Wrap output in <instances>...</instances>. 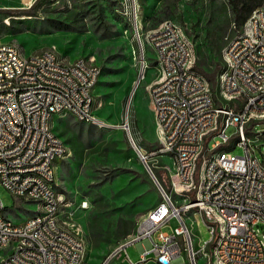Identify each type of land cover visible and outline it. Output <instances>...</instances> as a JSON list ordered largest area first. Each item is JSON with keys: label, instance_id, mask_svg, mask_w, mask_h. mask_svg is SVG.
<instances>
[{"label": "built area", "instance_id": "1", "mask_svg": "<svg viewBox=\"0 0 264 264\" xmlns=\"http://www.w3.org/2000/svg\"><path fill=\"white\" fill-rule=\"evenodd\" d=\"M260 15L256 10L250 15L242 34L223 53V66L237 59L238 67L218 79L219 93L224 102L238 106V113L219 107L208 83H201V94H193L192 83L199 80L186 75L185 82L176 81L175 68L185 74L186 68H196L195 49L176 22L164 20L168 31H161L160 23L142 39L138 36L139 44L150 42L158 59L166 60V67L157 66L155 60L157 76L147 87L158 148L192 155L193 166L170 159L169 192L158 184L159 212L150 210L105 263L129 258L126 249L137 244L143 258L131 264H200L199 260L201 264H264V243L256 229L264 224V131L256 130L264 121ZM90 59L56 60L51 49L25 54L13 45L0 44V186L16 201L41 210L40 219L30 216L14 223L0 201V264H14V258H22V264L27 259H34L35 264H74V260L87 264L86 242L73 219L75 209L87 206L80 202L75 208L63 193L40 195V187L57 186L50 179L51 165L68 156L64 141L53 137L50 122L54 116L66 114L78 123L103 125L93 113L92 91L99 68H91ZM203 92H211V102L203 101ZM169 97H176L184 112L171 109ZM198 114H205V121H198ZM193 125H202V132H193ZM204 125H212V132L203 133ZM229 129L233 130L230 136L226 134ZM241 131H249L247 141H239ZM225 146L241 147L244 154L232 159L224 155ZM137 154L147 164V157L138 150ZM210 164H217V171H210ZM30 187H37L34 201H24L23 193L30 192ZM178 194L188 195L190 208H195V215L207 227L210 240L202 245L193 244L187 210L174 204ZM218 219L228 223L227 243L223 257L210 260ZM171 224V234L162 232ZM183 253H197L198 261H183Z\"/></svg>", "mask_w": 264, "mask_h": 264}, {"label": "rangeland", "instance_id": "2", "mask_svg": "<svg viewBox=\"0 0 264 264\" xmlns=\"http://www.w3.org/2000/svg\"><path fill=\"white\" fill-rule=\"evenodd\" d=\"M226 3L227 0H0V44L13 45L25 54L51 49L67 60L91 58L102 73L93 94L97 101L95 116L103 125L76 123L65 114L57 118L54 127L68 147V156L56 172L55 189L75 208L80 201L87 203L85 210L75 209L73 216L86 244L97 239L95 229L105 233L103 240L98 238L96 243L87 244V264H131L125 258L105 261L128 237L119 235L124 223L132 224L128 226H132V235L137 224L160 201L158 184L169 192L159 176L168 178L172 158L159 154L162 148L156 141L151 93L147 89L157 76L155 60L161 66L150 42L139 44L138 36L142 39L149 29L171 19L197 52L204 38L203 29H221L230 19ZM166 9L169 16L165 15ZM241 34L228 29L225 40ZM143 68L146 69L141 79ZM213 94L219 107H236L221 99L219 85ZM256 130L264 131V121L256 125ZM232 133V129L226 131L229 136ZM157 148L158 154H154ZM137 150L147 157V164L141 161ZM243 154L241 147L228 153L236 157ZM173 198L181 207L190 203L187 194ZM0 201L14 223L36 214L34 204L16 201L2 186ZM187 216L194 246L209 241L210 234L200 215H195L194 210L187 211ZM171 226L166 225L162 232L171 234ZM256 229L264 243V224ZM218 240L219 235L212 244L211 260H217L214 250ZM126 253L136 262L141 249L134 244Z\"/></svg>", "mask_w": 264, "mask_h": 264}, {"label": "bare ground", "instance_id": "3", "mask_svg": "<svg viewBox=\"0 0 264 264\" xmlns=\"http://www.w3.org/2000/svg\"><path fill=\"white\" fill-rule=\"evenodd\" d=\"M256 13L260 15V22L259 24V32H264V4L261 8L256 10ZM161 31H168V22H166L163 26H161ZM158 58V52H156ZM61 55L56 53V60H64ZM66 61H69L66 59ZM159 65L161 67H166V60L165 59H158ZM90 67L91 68H99L98 69V77L101 75L100 67L95 63L93 59H90ZM238 67V60L237 59H229L226 63V67L224 72L221 75V79L226 78L227 70H236ZM186 75L189 79L192 80H199L193 81L192 83V90L193 94H201V83H207L205 79H203L200 75L195 73L194 71L186 68V74L184 73L182 68H175L174 69V77L178 82H185ZM260 85H264V78H260ZM203 101L204 102H211V92H203ZM262 101H264V92L262 93ZM169 105L171 109H176L177 112H184V105L181 104L176 97H169ZM96 106L95 101H93V108ZM96 110V109H95ZM231 113H238V106L235 108H231ZM261 118H264V111H261ZM77 121V120H76ZM198 121H205V114H198ZM193 132H202V125H193ZM212 132V125H204L203 126V133H210ZM248 131H241L239 134V141H247L249 139ZM53 137H58L53 132ZM162 149L159 151L160 155H166L173 157L176 161H183L184 166H193V156L192 155H184V152L177 151L175 149H170L168 147H161ZM233 150V146H225L224 147V155H228L230 151ZM241 157L232 156V159H240ZM170 159V158H169ZM173 160V159H172ZM210 171H217V164H210ZM50 179L52 182H57L54 173V165H51V172H50ZM34 194H37V187H30V192L23 193V200L24 201H34ZM40 195H61L55 187H40ZM176 196V195H175ZM87 206V203H83ZM175 205H177L174 202ZM181 210L187 211H194L195 208H190V203L183 205ZM36 214L33 216V219H40L41 218V210H35ZM159 212V205L155 209H151V213H158ZM188 217V216H187ZM191 224V223H190ZM227 232H228V223H225V219H218V227L216 228V237L219 235V240L217 246L214 250V254L216 259L223 257L225 253V246L227 243ZM216 239V238H215ZM215 239L213 241H215ZM213 244V243H212ZM186 255V258L183 257V261L186 262H196L198 261V254L197 253H183V256ZM143 258V251L141 250L140 259ZM127 259L130 263L131 260ZM210 260H211V253H210ZM14 264H22V258H14ZM27 264H35L34 259H27ZM74 264H83L81 260H74Z\"/></svg>", "mask_w": 264, "mask_h": 264}, {"label": "trees", "instance_id": "4", "mask_svg": "<svg viewBox=\"0 0 264 264\" xmlns=\"http://www.w3.org/2000/svg\"><path fill=\"white\" fill-rule=\"evenodd\" d=\"M226 4L228 9L230 10V19L221 29H203L204 38L201 39L200 47L196 52V68H193V70L200 74L209 84L212 93L214 88L219 85L218 76L223 69V66H221V64H224V50L233 39L231 37L229 40H225L227 30L229 29L230 31L235 33H242L248 18L255 10H258L263 6L264 0H227ZM166 10L167 12L165 15L169 16V9ZM83 28L84 27L82 26V29L80 30L83 31ZM59 29L63 30L64 28L61 27ZM42 51L44 50L38 51V53ZM159 178L164 183V185H166L167 187L169 186L168 178L164 179L163 177H161V175L159 176ZM97 208H100V206H98ZM129 224L132 225L131 223H124L125 226L119 234L122 238H125L126 236L131 234L132 226L128 227ZM91 229L93 231L94 227H91ZM104 235L105 233H103L102 230L100 234L97 229H95V238L97 237V239L99 238V240H103ZM97 239H91L87 244H94L96 243Z\"/></svg>", "mask_w": 264, "mask_h": 264}, {"label": "crops", "instance_id": "5", "mask_svg": "<svg viewBox=\"0 0 264 264\" xmlns=\"http://www.w3.org/2000/svg\"><path fill=\"white\" fill-rule=\"evenodd\" d=\"M38 53V52H37ZM32 54V53H31ZM76 60V59H75ZM69 61H71V62H73L74 60H69ZM102 74V73H101ZM101 76V75H100ZM99 79H100V77H99ZM99 81V80H98ZM98 83V82H97ZM97 85V84H96ZM96 87V86H95ZM95 87H94V89H95ZM94 89H93V91H92V96H93V99H94V101H95V103H97V101H96V99H95V97H94V94H93V92H94ZM97 107L95 106L94 107V109H93V113H94V116H95V109H96ZM60 116H54L53 118H52V120H51V122H50V128H51V130L56 134V132H55V130H54V127H55V124H56V120H57V118H59ZM96 117V116H95ZM74 120V119H73ZM75 121V120H74ZM76 122V121H75ZM153 122H154V120H153ZM76 123H78V122H76ZM82 124H84V123H82ZM57 135V134H56ZM58 136V135H57ZM59 137V136H58ZM60 138V137H59ZM65 143V142H64ZM169 158H172L173 160H175L173 157H171V156H168ZM63 160H60V159H58V160H55V162H54V173H55V178L57 179V177H56V172H57V170H58V168H59V165H60V163L62 162ZM57 181V180H56ZM80 202H82V201H80ZM79 202V203H80ZM79 203H77V205L79 204ZM158 204V203H157ZM157 204H155L154 205V207L157 205ZM153 207V208H154ZM152 208V209H153ZM129 236V235H128ZM86 242V241H85ZM86 246H87V248H88V245L86 244ZM139 248V245H137V249ZM87 253H88V249H87ZM86 263H87V259H86Z\"/></svg>", "mask_w": 264, "mask_h": 264}, {"label": "water", "instance_id": "6", "mask_svg": "<svg viewBox=\"0 0 264 264\" xmlns=\"http://www.w3.org/2000/svg\"><path fill=\"white\" fill-rule=\"evenodd\" d=\"M122 128L125 130L127 137L130 139L129 132H128L126 124H123Z\"/></svg>", "mask_w": 264, "mask_h": 264}]
</instances>
